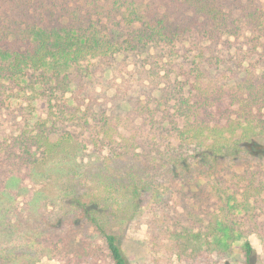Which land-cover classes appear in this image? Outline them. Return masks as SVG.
<instances>
[{
  "label": "trees",
  "instance_id": "1",
  "mask_svg": "<svg viewBox=\"0 0 264 264\" xmlns=\"http://www.w3.org/2000/svg\"><path fill=\"white\" fill-rule=\"evenodd\" d=\"M121 98L148 132L110 133ZM223 165L264 264V0H0V264L63 259L78 225L132 264L154 187Z\"/></svg>",
  "mask_w": 264,
  "mask_h": 264
},
{
  "label": "rangeland",
  "instance_id": "2",
  "mask_svg": "<svg viewBox=\"0 0 264 264\" xmlns=\"http://www.w3.org/2000/svg\"><path fill=\"white\" fill-rule=\"evenodd\" d=\"M113 77L110 72L106 75L112 83ZM141 92L138 85L132 90L133 94ZM102 100L99 95L97 101ZM111 102L110 133L128 135L138 128L149 131L143 126L142 118L133 112L131 101L121 98ZM93 131V126L82 130V141L92 139ZM242 170V165L222 166L219 180L225 189L203 169L183 180H168L154 187L144 203L146 221L127 230L122 239L129 261L132 264H242V245L247 239L261 253L262 239L257 232H242L227 223L230 220L240 226L242 215L253 212V206L238 205L239 194L228 184L231 176ZM97 239L93 227L78 225L69 231L67 244L61 242L66 254L63 259L48 252L38 257L37 264H65L70 259L72 264H112Z\"/></svg>",
  "mask_w": 264,
  "mask_h": 264
}]
</instances>
